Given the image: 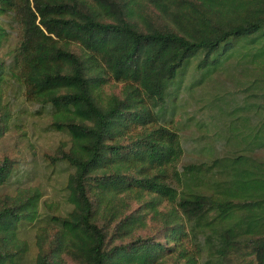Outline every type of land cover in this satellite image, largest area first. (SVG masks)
<instances>
[{
  "label": "trees",
  "instance_id": "16d2710c",
  "mask_svg": "<svg viewBox=\"0 0 264 264\" xmlns=\"http://www.w3.org/2000/svg\"><path fill=\"white\" fill-rule=\"evenodd\" d=\"M33 116L63 202L3 158L0 264H264V0H0V139Z\"/></svg>",
  "mask_w": 264,
  "mask_h": 264
},
{
  "label": "rangeland",
  "instance_id": "374dc122",
  "mask_svg": "<svg viewBox=\"0 0 264 264\" xmlns=\"http://www.w3.org/2000/svg\"><path fill=\"white\" fill-rule=\"evenodd\" d=\"M225 77L230 78L231 74ZM231 89L232 87L223 89L221 86H216L214 98H217L221 105H225L226 95L231 93H225L222 90L228 92ZM112 91L117 92L118 88L109 86L104 88L105 93ZM177 113L179 115V111ZM45 123V118L39 116L29 117L23 122V126L6 133L0 139V161L3 158L16 161L20 167L19 169L23 168L30 173V181H27V183L31 186L40 187L43 192V200L47 203L59 204L63 202L61 189L63 178L67 173L58 171L56 168L46 167L43 163V157L46 154H51L56 145L61 141H66L67 137L61 133L45 131L43 129ZM182 135L184 139L185 137L198 140L201 138L198 130L194 131V129L189 128H183ZM190 144L192 143L186 144V160L183 163H199L200 159L191 151ZM258 156L264 159V152H261ZM200 157L202 158V156ZM60 207L64 210L63 206ZM25 237L32 243V233L26 234ZM35 252L36 249L31 247L29 256L21 264H33L32 259Z\"/></svg>",
  "mask_w": 264,
  "mask_h": 264
}]
</instances>
